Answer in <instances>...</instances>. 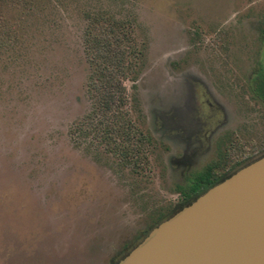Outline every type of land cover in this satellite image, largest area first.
Returning <instances> with one entry per match:
<instances>
[{
    "label": "rangeland",
    "instance_id": "374dc122",
    "mask_svg": "<svg viewBox=\"0 0 264 264\" xmlns=\"http://www.w3.org/2000/svg\"><path fill=\"white\" fill-rule=\"evenodd\" d=\"M0 0V264H111L180 203L177 187L264 151V0ZM134 19L126 118L139 173L80 137L93 111L87 16ZM222 155V156H220Z\"/></svg>",
    "mask_w": 264,
    "mask_h": 264
},
{
    "label": "water",
    "instance_id": "95a60500",
    "mask_svg": "<svg viewBox=\"0 0 264 264\" xmlns=\"http://www.w3.org/2000/svg\"><path fill=\"white\" fill-rule=\"evenodd\" d=\"M115 264H264V154L161 220Z\"/></svg>",
    "mask_w": 264,
    "mask_h": 264
},
{
    "label": "trees",
    "instance_id": "16d2710c",
    "mask_svg": "<svg viewBox=\"0 0 264 264\" xmlns=\"http://www.w3.org/2000/svg\"><path fill=\"white\" fill-rule=\"evenodd\" d=\"M9 4L12 8L18 5L16 0H9ZM25 4H28V0H23ZM86 19L88 24L84 28L83 47L89 65L87 88L94 106L90 115L77 122L75 130L80 137L91 136L93 142L97 140L99 144L105 145L109 152L118 156L120 165L131 166L133 172L139 173L147 160L144 146L151 141V137L126 118L128 91L125 81L135 79L141 63V52L134 34V19L120 18L107 12L90 13ZM249 86L253 95L264 103V67L258 66L254 70ZM263 154L264 151L222 175L215 174L216 163L207 165L194 175L187 186L177 187L181 203L166 217Z\"/></svg>",
    "mask_w": 264,
    "mask_h": 264
},
{
    "label": "flooded vegetation",
    "instance_id": "af4514ba",
    "mask_svg": "<svg viewBox=\"0 0 264 264\" xmlns=\"http://www.w3.org/2000/svg\"><path fill=\"white\" fill-rule=\"evenodd\" d=\"M258 66H259V65H258ZM258 66H257V67H258ZM257 67H256V68H257ZM151 228H152V227H151ZM151 228H150V229H151ZM147 233H148V232H147ZM145 235H146V234H145ZM145 235H143L142 238H143ZM142 238H140L139 241H141ZM139 241H138V242H139ZM138 242H137V243H138ZM137 243L133 244V245H132L129 249H127L125 252L120 253V255H119L120 257H119L118 259H116L115 261H113L111 264H115V263H117V262H118L122 257H124V256H125V255H126V254H127V253H128V252H129V251H130V250H131V249H132Z\"/></svg>",
    "mask_w": 264,
    "mask_h": 264
}]
</instances>
